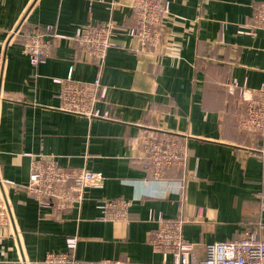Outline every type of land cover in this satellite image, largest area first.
Segmentation results:
<instances>
[{
  "label": "crops",
  "instance_id": "crops-1",
  "mask_svg": "<svg viewBox=\"0 0 264 264\" xmlns=\"http://www.w3.org/2000/svg\"><path fill=\"white\" fill-rule=\"evenodd\" d=\"M159 1L169 4L161 41L140 49L129 33V0H0V42L13 35L0 45V177L12 214L0 225V264H44L47 253L66 250L70 236L78 259L173 264L147 240L159 215L183 220L197 259L205 244L245 230L264 240V131L238 125L264 82V35L240 27L261 0ZM106 21L123 27L99 69L105 96L97 107L110 117L67 112L54 79L88 82L99 68L71 37ZM46 27L63 36L33 65L22 40ZM150 135L183 142L185 165L153 178L141 159ZM37 155L97 174L79 205L53 213L25 193ZM117 198L130 201L126 218H100L98 202Z\"/></svg>",
  "mask_w": 264,
  "mask_h": 264
},
{
  "label": "built area",
  "instance_id": "built-area-1",
  "mask_svg": "<svg viewBox=\"0 0 264 264\" xmlns=\"http://www.w3.org/2000/svg\"><path fill=\"white\" fill-rule=\"evenodd\" d=\"M135 25L129 29L140 49L155 48L161 41L163 19L169 13L168 1L129 0ZM250 35L261 31L264 35V0L259 1L248 19L240 26ZM123 27L113 21L88 24L76 29L71 37L78 46L98 65V73L88 82L76 81L70 75L65 79H54L61 85L60 108L77 115L109 118L107 110H100L97 105L105 96L101 84L100 68L107 50L115 46L114 38ZM46 27L43 31H33L24 35L23 51L30 63L43 62L51 52L55 39L61 37ZM13 35L0 42L1 47L10 42ZM4 66V53L0 51V81ZM239 128L245 131H264V82L254 90V96L246 103L245 113L238 120ZM264 150V148H263ZM141 159L144 168L155 178H162L164 170L172 166H184L186 152L184 143L175 136H145L141 142ZM96 173L81 169H67L57 164L51 156L37 155L31 163L28 181L22 186L25 193L38 203L40 209H50L53 213L64 208L79 205L85 189L96 182ZM71 180V181H70ZM8 182L0 177V225H7L11 212L2 189ZM183 182H180L182 187ZM264 198V194H262ZM129 200L122 198L101 199L98 207L100 218L119 220L126 218ZM264 208V201L262 202ZM157 227L148 235V243L153 251L171 256L173 264H264V240L259 239L254 230H245L234 238L205 244V257L197 259L193 244L182 235L181 218H156ZM1 226V227H2ZM66 250L49 252L43 259L44 264H142L126 259L102 258L96 260L78 259L70 253L76 244V237L66 240Z\"/></svg>",
  "mask_w": 264,
  "mask_h": 264
}]
</instances>
